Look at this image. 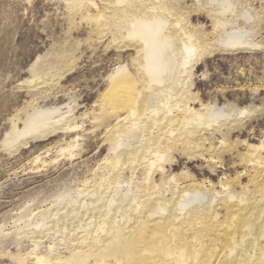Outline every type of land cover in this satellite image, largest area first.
<instances>
[{"label": "bare ground", "instance_id": "1", "mask_svg": "<svg viewBox=\"0 0 264 264\" xmlns=\"http://www.w3.org/2000/svg\"><path fill=\"white\" fill-rule=\"evenodd\" d=\"M65 1L72 11L95 8L94 19L101 37L112 34L111 45L136 49L133 60L142 77V88L127 65L114 70L100 112L92 121L93 128L101 127L115 115L116 123L106 132L114 160L107 159L100 171L95 170L97 180L92 189L87 186L88 180L82 181L85 188L55 195L50 206L28 213L26 221L25 216H16L17 223L25 221L24 227L19 225L15 230L17 235L27 234L34 243L31 249L19 251L12 258L20 264H27L29 259L34 264H264V141L244 140L246 151L240 154L244 169L234 177L224 178L221 190L207 180L211 186L208 188L207 181L193 179L187 172L182 185L177 183L182 179L177 180L173 173L165 182L155 178L159 171H165L164 163L171 160V152L180 148L192 159L206 157L215 162L221 150L206 145L210 139L207 133L225 130L224 136L231 135L255 112L248 106L202 104L203 112L190 104L185 90L206 55L216 50L247 51L261 46L254 40L253 31L261 14H254L253 27L247 29L240 21L242 17L246 24V18L253 17L248 9L240 16L227 0L216 2V7L212 3L217 0H208L200 9L207 10L212 18L215 36L209 38L206 34L199 36L197 26L192 25L194 30L184 27L182 17H175L165 0H101L107 5L103 10L96 0ZM110 19L126 22L123 36H115ZM50 67L46 66L47 73ZM53 81L48 75L40 84L47 86ZM35 101L36 98L30 102L31 110L24 117L12 120L2 141L8 150L83 127V122L76 123L77 105L40 106ZM79 137L72 138L65 147L61 145L58 154L73 155ZM127 169L131 172L128 179L124 176ZM245 177L247 182H243ZM140 178L137 186L135 180ZM171 181L175 186H170L167 196L169 192L163 193L167 191L161 187ZM235 182L238 189L233 188ZM92 192L94 197L87 202ZM107 192L109 199L105 197ZM70 194L75 195L74 199L67 198ZM61 203L65 208H59ZM55 206L57 210L53 212ZM39 214L41 218L34 221ZM87 215L91 221L85 224ZM49 229L56 235L73 236L72 258L57 254L54 243L46 252L40 250L39 237ZM0 234L8 235L2 227Z\"/></svg>", "mask_w": 264, "mask_h": 264}, {"label": "rangeland", "instance_id": "2", "mask_svg": "<svg viewBox=\"0 0 264 264\" xmlns=\"http://www.w3.org/2000/svg\"><path fill=\"white\" fill-rule=\"evenodd\" d=\"M207 1L165 0V4L171 7L175 17H182L184 27L194 30L192 25L197 26L195 31L199 36L206 34L207 37L214 38L212 18L207 10L201 11V6H205ZM220 1L222 0L214 1L213 7ZM96 2L100 10L107 6L101 0ZM227 2L235 7L236 14L242 16L248 9L253 15L246 18V24L241 17L240 25L247 29L253 27L251 21L254 14H261V21L253 28L254 40L261 46L247 51L216 50L215 53L206 55L196 66L193 82L190 81L187 86L189 93L186 88L185 93L187 91L186 94L190 97V104L203 112L205 109H202V104H217L229 107L248 106L254 108L256 113L246 117L243 126L233 129L231 135L224 136L225 130L223 133L212 131L214 135L210 134L212 132L207 133L206 136L210 139L206 145L210 147L212 144L221 150L218 151L220 156L215 162H210L206 157L192 159L181 148L179 151L173 150L171 160L164 163L165 173L159 171L155 175L159 182H165L175 175L177 180H183L177 182L182 185L187 172L189 177L194 176L193 179L212 181L217 190H221L220 183L224 178L234 177L244 169L240 154L246 151L245 141H264V0ZM94 9L84 7L81 11H72L65 0H0V227L4 233H8L6 236L0 234V264H20L12 257L19 251L25 253L33 247L34 242L29 235L23 234L21 237L16 232L19 225L25 226L31 212L50 206L60 193L67 195L68 190L85 188L82 181L88 180L87 186L92 189L97 180L95 170L100 171L107 159L114 160L115 155L110 150V142L106 140V132L116 123L115 115L108 117L101 127L93 128L95 122H92L100 112L101 102L114 70L120 65H127L137 82L139 81L137 85L142 88V77L133 60L136 49H119L111 45L112 34L101 37L96 28ZM110 23L117 38L124 35V20L110 19ZM39 57L38 63L33 65ZM46 66H51L49 74ZM48 75L55 81L47 86L40 84ZM35 98V104L40 106L68 103L77 105L75 122H83V127L74 133H59L30 142L17 150H8L2 145V141L12 127V120L24 117L31 110L30 102ZM76 136L80 137L78 144L75 143L77 146L72 149L73 155L68 152L65 156L59 155V148L65 147ZM221 141L225 143L222 144ZM38 156L40 159L37 161ZM128 171L124 172L126 179L131 175ZM247 181L248 178L245 177L243 182ZM140 183L141 178L135 180L137 186ZM174 184V181L170 185L163 184L161 189L167 192H161H169L168 196L170 186L174 187ZM234 185V189L239 188L236 182ZM206 186L211 188L209 182ZM107 194L108 192L105 197L109 199L110 192L109 196ZM73 196L75 195L70 194L67 198L74 199ZM91 197H94L93 192L87 195L86 201L90 202ZM64 206L65 203H61L59 208L63 209ZM56 210L55 206L53 212ZM20 215L25 216V221H18V224L16 220ZM40 216L41 214L37 215L34 221L39 220ZM88 216L84 217L83 223L91 221ZM54 234L49 229L45 236L39 237L40 250L46 252L48 245L54 243L57 254L72 258L75 254L74 243L71 242L73 236L64 235L66 238L63 239L61 233ZM33 261L29 259L27 264H34Z\"/></svg>", "mask_w": 264, "mask_h": 264}]
</instances>
